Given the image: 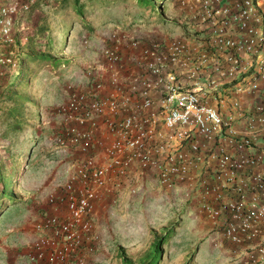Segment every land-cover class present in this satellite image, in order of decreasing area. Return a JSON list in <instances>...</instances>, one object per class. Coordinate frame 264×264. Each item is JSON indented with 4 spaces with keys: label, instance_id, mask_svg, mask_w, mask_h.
Masks as SVG:
<instances>
[{
    "label": "built area",
    "instance_id": "obj_1",
    "mask_svg": "<svg viewBox=\"0 0 264 264\" xmlns=\"http://www.w3.org/2000/svg\"><path fill=\"white\" fill-rule=\"evenodd\" d=\"M36 1L0 4L1 76L18 66L4 50ZM177 6L179 37L114 33L88 86L67 88L55 141L76 158L19 264H88L100 244L97 202L112 182L146 173L169 191H195L226 242L246 252V264L264 263V0Z\"/></svg>",
    "mask_w": 264,
    "mask_h": 264
},
{
    "label": "rangeland",
    "instance_id": "obj_2",
    "mask_svg": "<svg viewBox=\"0 0 264 264\" xmlns=\"http://www.w3.org/2000/svg\"><path fill=\"white\" fill-rule=\"evenodd\" d=\"M63 1L37 0L17 18L16 44L4 50L18 66L0 75V264H19L47 198L71 173L73 155L55 141L65 126L58 110L67 88L88 86L90 67L101 63L114 33L164 41L184 30L177 0H80L79 13L74 0ZM23 54L51 58L33 62ZM118 184L97 202L100 244L88 264H149L160 238L156 264H246V252L226 242L195 191H169L150 173Z\"/></svg>",
    "mask_w": 264,
    "mask_h": 264
},
{
    "label": "trees",
    "instance_id": "obj_3",
    "mask_svg": "<svg viewBox=\"0 0 264 264\" xmlns=\"http://www.w3.org/2000/svg\"><path fill=\"white\" fill-rule=\"evenodd\" d=\"M79 3H80V0H74V5L77 7L76 10H75V13H79L81 11V8H79V5H80ZM62 4L66 6L67 0H64L62 2ZM36 5H37V2L35 4H33L31 8L33 9V7H35ZM32 46H33V44L29 40L28 47L26 49H30L31 50V49H33ZM10 48H13V46L8 47V49H10ZM23 55L26 57V59H29V60H31L33 62H36L37 60H44V59L51 58V57H49L47 55L46 56L45 55H43V56H37L36 54H23ZM39 57H41V58H39ZM21 81H23V80L21 79L20 76H18V78L14 82L17 83V84H20ZM4 184H5V182H4ZM6 185L7 184H5L4 185V188H3V194L4 195H6L8 193V191L6 190L7 189V186ZM161 239L162 238H160L158 240L157 244L154 245L153 252H152V257H151V260H150L149 264H156V262L159 260V256H160L161 251H162V248H161Z\"/></svg>",
    "mask_w": 264,
    "mask_h": 264
},
{
    "label": "crops",
    "instance_id": "obj_4",
    "mask_svg": "<svg viewBox=\"0 0 264 264\" xmlns=\"http://www.w3.org/2000/svg\"><path fill=\"white\" fill-rule=\"evenodd\" d=\"M29 40L31 41V38L29 37L28 38V42H29ZM28 50V49H27ZM23 53H25V49H24V51H23ZM241 99L243 100V102L245 103V105L247 106L248 104H250V102H251V100H250V98H247V97H245V96H243V97H241ZM242 125L244 124V120H242ZM245 125V124H244Z\"/></svg>",
    "mask_w": 264,
    "mask_h": 264
}]
</instances>
